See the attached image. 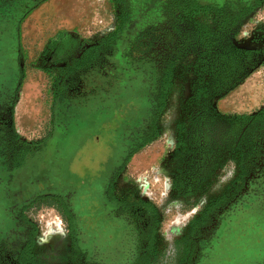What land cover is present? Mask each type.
Returning <instances> with one entry per match:
<instances>
[{"label": "rangeland", "instance_id": "374dc122", "mask_svg": "<svg viewBox=\"0 0 264 264\" xmlns=\"http://www.w3.org/2000/svg\"><path fill=\"white\" fill-rule=\"evenodd\" d=\"M200 1L221 4L224 0ZM118 15L114 0H40L22 17L13 123L23 151L25 146L34 150H28L22 167L11 169L5 158L7 151L0 143V242L11 238L15 228L20 231L16 224L23 217L36 229L32 250L35 264H80L84 251L90 261L106 262L97 235L100 218L103 221L113 216L108 195L125 203L139 201L156 208L158 252L149 264H176L189 249L180 239L190 221L198 217L208 201L221 197L238 171L239 151L223 149L214 172L192 169L186 179L193 180L184 183L181 191L172 187L177 176L176 125L189 113L193 84L190 74L177 72L173 91L156 124L157 135L140 149H129L137 121L119 115V120H110L112 124L106 128L91 113L100 100L101 107H105L122 91H126L127 107H142L141 101L146 106L150 96L146 83L139 78L130 81L125 71H116L123 65L120 54L109 58L110 50L102 48L101 65L107 77L92 65L86 68L74 62L115 30ZM254 25L261 24L250 25L242 41H249L246 33ZM57 29L67 32L76 43L61 53H46L47 42ZM77 67L80 75L76 81L66 82L69 71ZM79 85L86 86L87 97L72 99L66 92ZM9 144L11 151L19 148L13 141ZM186 157L187 162L192 160L191 155ZM196 158L193 156L194 163ZM248 199L209 244L205 264H264V197ZM49 203L56 208L49 207ZM116 246L119 252L123 249L119 243ZM120 254L118 264L123 263Z\"/></svg>", "mask_w": 264, "mask_h": 264}, {"label": "trees", "instance_id": "16d2710c", "mask_svg": "<svg viewBox=\"0 0 264 264\" xmlns=\"http://www.w3.org/2000/svg\"><path fill=\"white\" fill-rule=\"evenodd\" d=\"M114 4L119 7L115 30L74 62L88 68L102 48L110 50L112 57L120 54L123 65L117 66L116 71H125L130 81L139 78L146 83L160 111L166 108L177 72L192 76L189 113L176 125L177 176L172 187L181 191L184 183L193 180L186 179V174L200 166L193 162V156H197V161L204 151L203 146H209L210 153L217 157L218 162L210 174L218 168L223 149L238 151L243 137L241 123L251 117L220 114L213 104L234 90L257 67L258 51L240 49L233 40L243 23L263 7L264 0H224L221 4H206L200 0H136L135 3L114 0ZM75 43L67 32L60 31L49 39L45 52L61 53ZM27 154L29 151H21V160L14 164L16 168L23 166ZM187 155H191L192 160L187 162ZM207 178L200 180L195 190ZM48 206L54 205L49 203ZM65 212L68 214L67 210ZM197 222L200 221H191L188 242L195 235ZM184 252L189 253L188 247ZM34 261L33 254V264Z\"/></svg>", "mask_w": 264, "mask_h": 264}, {"label": "flooded vegetation", "instance_id": "af4514ba", "mask_svg": "<svg viewBox=\"0 0 264 264\" xmlns=\"http://www.w3.org/2000/svg\"><path fill=\"white\" fill-rule=\"evenodd\" d=\"M38 1L40 0H0V143L3 142L1 146L3 151H7L5 158L11 169H16L14 164L21 160V151L23 150L22 143L19 138H16L17 134L13 123L14 103L20 72L19 26L22 17L33 7V3ZM252 43L257 45L256 42L252 41ZM111 54L112 52L107 57L111 58ZM102 55V52L98 53L97 61L93 62L92 68H98L99 74L107 77V73L103 71L101 65ZM79 70L80 67H77L72 69L71 72L69 71L66 82L69 80L76 81V78L80 75ZM111 78L116 79L115 76ZM79 82L81 81L77 83ZM111 84L110 81L108 86H111ZM83 87V85H79L68 89L66 93L72 95V99L85 98L88 92L86 86ZM125 95L126 91L118 93L116 95L118 99L114 98L110 102H104L106 103L105 107H101L103 101L100 100L98 102L99 107L90 111L96 114L97 120L106 125V128L112 124L109 121L116 119L119 115L124 120L137 121L129 139L131 152L140 149L156 137V124L162 111H160L158 104L156 105L151 96H149V101L146 99V106L143 104L144 101L139 100L142 102V107H127L128 100L127 98L124 99ZM131 100L132 103L135 102L134 99ZM118 104L122 108H117ZM150 104L153 105L151 108H149ZM247 117L251 118L247 122L241 123V136L243 134V137H241L238 144L240 160L236 165L238 171H235L233 182L225 188L219 199L212 202L208 201L198 217L192 219H197L200 222H197L195 235L188 242L189 234L192 232V220L190 221L180 239V241L184 240L190 243L189 253L183 254V258L181 257L176 264H205L207 261L206 251L210 249L209 244L215 238H218L216 235L223 230V225L228 220L230 223L232 222V218L239 210L236 208L239 205H246L245 201L248 198L261 199L264 197V109ZM139 127L140 129H138ZM10 141H13L19 148L11 151ZM6 145H9V147ZM203 147H205L204 151L201 152L202 154L196 161L200 164L198 168L202 169L203 172L212 171L215 163L218 162L217 157L210 153L209 146ZM24 149L29 150L30 153L34 150L31 146H25ZM108 191H111L110 188ZM106 198L108 204L112 207L111 213L113 216L112 219L104 218L103 221L100 218L97 235L98 242L101 245L100 251L102 254H106V262L90 261L84 251L82 252L80 264H118L116 261L118 253H121L120 258L123 261L121 264H149L151 257L158 252L155 247L159 224L156 208L145 202L125 203L109 195ZM212 204L214 205L211 208ZM247 205L250 206V204ZM52 208L55 209L56 207L52 206ZM16 227L20 231H16L15 228L10 232L12 234L11 238L4 239L2 243L0 242V264H33L32 250L35 245V227L23 217L18 218ZM116 243L123 247L120 252Z\"/></svg>", "mask_w": 264, "mask_h": 264}, {"label": "crops", "instance_id": "0c3cea01", "mask_svg": "<svg viewBox=\"0 0 264 264\" xmlns=\"http://www.w3.org/2000/svg\"><path fill=\"white\" fill-rule=\"evenodd\" d=\"M201 2L206 4H219L207 1ZM257 22L264 25V6L255 11L241 26L234 40L237 47L247 50H255L257 48L254 43H250L247 40L242 41V36L247 28ZM213 106L217 112L223 115H254L264 109V81L256 72H252L234 90L216 99Z\"/></svg>", "mask_w": 264, "mask_h": 264}, {"label": "built area", "instance_id": "2783aa9c", "mask_svg": "<svg viewBox=\"0 0 264 264\" xmlns=\"http://www.w3.org/2000/svg\"><path fill=\"white\" fill-rule=\"evenodd\" d=\"M250 42H256L259 52V60L256 67V73L264 81V25H254L250 31L246 33Z\"/></svg>", "mask_w": 264, "mask_h": 264}, {"label": "water", "instance_id": "95a60500", "mask_svg": "<svg viewBox=\"0 0 264 264\" xmlns=\"http://www.w3.org/2000/svg\"><path fill=\"white\" fill-rule=\"evenodd\" d=\"M257 49H258V46H257ZM260 57H258V60H259Z\"/></svg>", "mask_w": 264, "mask_h": 264}]
</instances>
